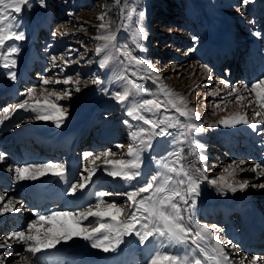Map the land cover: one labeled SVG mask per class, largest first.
<instances>
[{"label": "rangeland", "instance_id": "1", "mask_svg": "<svg viewBox=\"0 0 264 264\" xmlns=\"http://www.w3.org/2000/svg\"><path fill=\"white\" fill-rule=\"evenodd\" d=\"M128 2L131 4L132 0H128ZM158 2L159 0H138L137 12H143L144 19L142 22H139L138 17L134 16L133 20L142 23L147 33V38L141 42L143 45L142 49H137L131 43L130 30L122 27L126 23L121 16V8L124 7V0H119V4L116 0H45V6H41L39 0H32L31 8L24 10L18 17L20 22L19 30L25 33V39L16 42L19 47V52L17 54L18 58H15L16 62H18L14 67L15 69L13 68L11 71L16 72L22 54L31 49L33 43H31L32 37L29 32H32V23L41 22L43 17H47L49 21L51 20L52 30L44 32L43 29H40V31L38 29V37L35 38L34 45L38 58L31 63L28 69L29 76H33L34 79H32L33 81H27L24 87H20L16 96L8 95L7 93L1 96L0 111L5 107L11 109L16 103L21 102L26 98L25 94L32 88L37 89L36 95L39 96L40 89L45 87L42 84L45 78L52 81H62L68 77H72L73 80L78 77L81 81V90L79 92L75 91L76 85L74 83L64 85L53 82L46 86L50 91L62 92L68 89L71 93L69 98L56 101L58 105H62L66 109V120L64 123L68 124H63L60 129H64L69 123L78 122L80 114L83 113L84 108L87 107L90 100H104L105 95L101 88L103 87L108 69L117 70V74L125 70L127 62L118 53H114L116 59L107 68L101 69L98 65L101 57L96 55L95 48L98 44L103 43V41H98L94 37L108 31L116 32L118 42L121 44L127 43L135 56L151 62L161 77V81L157 83L153 82L155 77L137 80L138 83L143 84L144 88L152 93H157L159 91L157 84L163 83L173 92L184 96L188 101V107L195 109L198 113L200 119L197 123L203 125L204 131L196 134L194 139L204 142L203 150L207 153H205L207 160L199 168H207L206 175L208 179H215L224 174L223 169L229 164H234L235 166L240 161H244V164L240 165V168L237 169L235 179L241 182L247 180L249 185L264 183L263 178L259 174V169L256 172L250 170L256 165L254 162L256 159L252 160V165H245V161L248 158L245 157L248 154L253 156V152L249 153V151L252 148L253 150L255 148L258 149V143L255 144L253 138H245L247 141L249 139V142L252 143V147H249V151L246 152V146L248 144L244 141L245 134L242 132L240 134H233L231 141H229L226 139L227 136L225 137L226 128L219 124L221 118L234 113H247V118L250 123H257V117L254 118L253 111L254 109H259L255 107V97L254 94L250 93L249 89L252 83L264 77L258 75V78H254L255 81L252 77H248L247 83L249 89L243 88L242 85L246 83L244 82L247 80L246 73L252 61H255L257 58L258 66L264 62V0H252V2H249L243 7L242 0H168L169 6L165 8L160 7ZM173 4L175 5L172 6ZM158 8L159 11H165L163 13L159 12L160 16H157ZM225 13L229 14V16H226ZM101 16L104 17V21L98 19ZM102 23L106 25L105 28L100 27ZM217 32L221 35L230 36L231 39L235 40L236 45L240 46L239 54L241 55L239 56L238 66L232 64L233 62L225 61L222 56L223 54L219 57L215 49H212V36L219 35ZM257 33L260 35H257ZM221 35H219V38H222ZM242 41L244 42L242 43ZM239 42L240 44H238ZM30 44L31 46H29ZM53 56L57 58L55 62L56 66H53L51 59ZM61 57L63 59H60ZM244 60L245 62L243 63ZM122 61L123 63H121ZM263 66L264 64H262L261 68ZM127 68L128 70L125 74L129 75L132 79H136L130 75L131 71L137 70L135 66L129 65ZM6 71L9 70L0 68V74ZM140 72L141 75L146 77L149 75L143 72L142 69H140ZM3 74L0 75L1 81L8 79V75L6 78H3ZM95 79H100L103 83L95 84L93 83ZM221 81L227 82L230 88L224 89ZM232 87H238V94L244 96L246 99L237 101V94L228 95ZM209 91H218L219 95L209 96ZM143 98L149 97L138 96L133 99L138 101ZM52 99L55 100L54 97ZM249 100L253 101L251 107L247 106ZM216 105L220 107L217 108ZM16 111L23 113L20 114L18 119L14 120L13 124H8L9 122H7L6 127L3 126L4 124L0 125V153L5 155V160L0 162V169H4L9 173L7 188L0 187V195L5 197L4 201L0 202V207L4 203H7L8 200H11L15 208L19 209V211L0 215V244H12L11 247H0V260L4 264H21L22 257L25 256L30 261L35 262V258L24 251V245L8 239L10 233L25 229L28 223L36 219L30 213L38 211L24 195L21 184L25 181L17 180L15 169L25 166L21 164L20 153L26 152L29 156H40V153L33 151L28 142H20L17 144L16 134L23 128L33 126L34 124H40V127L43 125L47 129L55 127L51 121L36 120L34 114L31 112H25L22 109ZM166 115L176 116L178 114L174 110H170ZM261 117L260 120L264 119V116ZM180 119L181 121L184 120L183 117ZM82 120L80 119V121ZM124 121H129L130 124L139 126V122L131 120L126 115L124 107L118 104L115 99L108 100V107L99 112L96 121L88 124L86 129V143L83 147H80L81 150L78 154L81 162L79 161V167L71 177L69 185L79 181L81 173L85 176L87 175L84 172L86 167H93L90 164V158H84L83 153L85 152L99 154L103 151L110 150L115 154L110 159L128 158L126 155L127 149L132 141L129 137L130 129ZM17 124H19V127H17ZM210 125L211 127H209ZM259 126L262 128V123ZM48 131L45 133H48ZM177 131L178 129H169L171 135L157 137L153 140V149L143 154L142 175L137 181L133 182V186L137 183H143L157 172V165L153 159L155 158L153 151L154 146L161 139L170 144L167 154L178 147H182L184 162L188 166H191L193 163L195 164V162L197 163L196 160L198 159L193 155L187 143L183 145L172 143L173 137L177 135ZM107 133L108 136L105 137L104 135ZM261 133H264V130L261 129V132L257 133L260 141L264 139L260 135ZM102 138L107 140L97 143V140ZM262 142L264 143V140ZM117 145H123V147H117ZM15 147H17L19 152L15 151ZM63 148L54 155L46 156V162L59 163V159L66 157L68 154L66 151H63L65 147ZM259 149L255 150L256 154H258L256 157L258 158L264 156V149ZM97 165L99 169H104L102 160L98 161ZM240 169H243V171ZM103 176L102 181L108 179L110 182H105L102 186H98L99 188H96L92 195H90L91 200L79 204L76 210H85L90 204L95 203V194L99 191L113 193V195L106 199L110 202L114 201L121 207H127L126 197L120 194L130 190L129 185L118 178L113 179L109 177L105 171L103 172ZM210 187L207 181L201 183L197 203L207 205V207H218L216 202L217 198L213 193H210ZM245 190L248 196L252 197L255 202L253 205L255 209L253 210H260L259 214L264 223V189L250 186ZM63 200L65 199L59 198L57 201L47 203L45 206L49 208V212H52L53 208H57L58 205L64 202ZM211 208L209 207V209ZM219 210H222V208H219ZM13 214L21 215L23 218V220L22 218L20 219L21 227L16 230L12 229L13 218L5 220ZM217 214L213 216L211 221H203V224H207L216 235L218 234L217 236L220 238L225 250L229 253L230 258L236 260L237 258L241 259V257H259L261 260H257V264H261L264 261V249H259L258 254L254 252L249 253L247 252V244L243 242V246L241 247L233 239H228L229 241L227 243V236H223L217 231L219 228L226 229L227 226H230L235 233L241 236L244 233L242 215L236 213L230 216L222 212ZM255 215L257 214L255 213ZM225 219L228 221L227 226L223 224L225 222L227 223ZM2 222L5 225H1ZM90 222L94 224L95 220L92 218ZM85 223L87 224L89 221ZM245 225L247 227L246 222ZM4 227L7 233L2 232L1 229ZM259 238L264 240V235ZM229 243L236 245L238 254L242 253L243 256H235L234 254L237 251L228 247ZM256 247L258 249L259 245ZM253 248L254 246H252ZM143 260L144 257L139 252L136 261L142 263ZM238 262L235 261L236 264ZM245 264H249V261L245 260Z\"/></svg>", "mask_w": 264, "mask_h": 264}, {"label": "snow or ice", "instance_id": "2", "mask_svg": "<svg viewBox=\"0 0 264 264\" xmlns=\"http://www.w3.org/2000/svg\"><path fill=\"white\" fill-rule=\"evenodd\" d=\"M39 2L41 6H45V0H39ZM116 2L119 4V0ZM249 2L252 0H242V7ZM31 4L32 0H0V68L9 70L7 75L12 80L16 79V73L11 69L16 66L15 57L19 52L16 42L25 39V33L19 30L18 17L24 10L30 9ZM137 4L138 0H132L131 4L128 0H124L121 16L126 23L122 27L130 30V40L135 48L142 49L141 42L147 38V33L142 23L133 20L134 16L138 17L139 22L144 19V13L137 12ZM98 19L104 21L103 16ZM100 27L105 28L106 25L102 23ZM257 35L260 34L257 33ZM94 38L103 41L95 48L96 55L101 57L98 61L99 68L105 69L112 64L116 59L114 53H118L127 62L125 70L118 76L119 80L124 81L122 90L114 93V99L124 107L126 115L131 120L139 122V126L124 121L130 129L129 137L132 141L127 149V159H110L115 155L110 150L99 154L83 153L85 159L90 158V164L93 167H86L84 172L87 175L81 173L79 181L71 183L65 194L73 196L78 191H83L91 183L95 173L100 170L97 162L102 160L103 170L109 177L118 178L129 185L130 190L120 194L126 197L127 207H121L114 201L110 202L106 199L113 193L99 191L95 194V203L90 204L85 210L33 213L36 219L28 223L25 229L14 231L8 236L9 240L24 245V251L36 258L34 262L27 256L22 257L21 264H38L37 254L55 250L59 245L68 244L74 239L88 242L91 248L104 253H115L126 242V237H134L142 246L153 245L154 251L146 264H233L229 253L212 228L194 219L201 183L207 181L221 193L244 191L250 186L264 189V183L249 185L247 180L241 182L235 179L237 169L244 164V161H240L235 166L229 164L223 169L224 174L209 180L206 175L207 168H190L184 162L183 148L178 147L166 156L159 159L153 158L157 165V172L143 183L133 186V182L142 175L143 154L153 149L155 138L171 135L169 129H178L177 135L173 137V144L187 143L193 155L200 162H205L207 156L203 153L204 145L194 139L196 134L204 131V127L197 123L200 117L195 109L188 107V101L184 96L173 92L163 83H158L159 91L152 93L146 90L143 84L137 82V80L155 77L153 82L157 83L161 81V77L151 62L135 56L127 43H119L116 32L100 33ZM51 59L53 66H56L57 58L53 56ZM129 65L137 69L130 73L131 77L136 79L125 74ZM140 69L149 75L147 77L141 75ZM53 82L64 85L74 83L75 91L81 90V81L78 77L75 80L68 77L62 81L45 78L42 81L45 87L40 89L39 96L36 95L37 89L32 88L21 102L16 103L11 109L5 107L0 111V125L9 120L16 110L22 109L33 113L36 120L51 121L56 128H60L66 120V109L58 105L56 101L69 98L71 93L68 89L62 92L50 91L46 86ZM93 83L102 84L103 82L95 79ZM221 83L224 89L230 88L227 82L221 81ZM243 87L249 89L248 85ZM249 91L254 94L255 107L259 109H254V118L264 116V78L252 83ZM238 93L239 88L232 87L228 95L237 94V101L246 99ZM208 95L216 96L219 92L209 91ZM138 96L149 98L138 101L133 99ZM53 97L55 100L52 99ZM252 105L253 101L249 100L247 106ZM216 107L220 106L216 105ZM170 110H174L178 115H166ZM181 117L184 118L183 121ZM257 123H264V119ZM257 123H250L247 113H234L219 121V124L225 128L244 124L253 130L256 129ZM117 147H123V145H117ZM4 160L5 155L0 153V162ZM257 169L260 170V175H264V167L260 164H256L250 170L256 172ZM240 170L243 171V169ZM15 173L18 181H36L48 175L57 177L61 181L67 180V169L62 163L27 164L17 167ZM4 199L5 197L0 195V202ZM13 211H19V209L15 208L11 200L0 207V215ZM90 218L95 220L94 224L90 222ZM86 221L89 223L86 224ZM11 246L10 243L0 244V247ZM228 247L235 250L236 245L229 243ZM175 248H183L184 251L179 254L169 250ZM259 259V257H243L238 264H245V260H248L249 264H257ZM0 264H3L2 260ZM261 264H264V261Z\"/></svg>", "mask_w": 264, "mask_h": 264}, {"label": "bare ground", "instance_id": "3", "mask_svg": "<svg viewBox=\"0 0 264 264\" xmlns=\"http://www.w3.org/2000/svg\"><path fill=\"white\" fill-rule=\"evenodd\" d=\"M40 24L44 31H47V29L51 27L50 21L48 20L47 17H43L41 19V22L32 23V27H31L32 32H29V34L32 37L31 43H33L32 46L31 44L29 45L31 46V49L30 51H25V53L22 54L20 58V62L17 65V69L15 72L16 73L15 80L9 79V77L8 79L4 81H1L0 79V97L6 92H9L7 94L17 95L18 94L17 91L20 87L21 88L24 87V84L27 81L34 79L33 76H29L28 69L31 63H33V61L36 60V58H38V54H36L37 50L34 49V45H35V38L38 37L37 31L38 29H40ZM217 34L221 35L218 32ZM219 35L212 36L213 48L215 49V52H217L219 56L221 54H223L224 56L223 52L225 51L237 49L235 40L231 39L230 36L222 34L223 35V36L221 35L222 38H219ZM16 58H18L17 55H16ZM229 58L230 57H228V59ZM260 69L261 71L264 72V66ZM7 72L8 71L1 73V74L4 73L2 75L3 78L4 77L6 78ZM118 76L119 74H117V70L108 69L106 76H105L103 87L101 88L105 95V98L104 100H97V99L90 100V102L87 104V107L84 108L83 113L80 114L79 118L83 119L82 121L78 119V122L69 123V125L65 126L64 129H60L56 127H51L50 129H47L46 127L44 128V126L42 125V127L44 128V130H42L43 128L40 127L41 125L38 124V125H34L31 129H29L30 127H28L25 131L18 132L16 134V137H19L20 139L22 138L24 139L25 136H27L28 138L30 136L35 139V142H37V144L41 142H45L47 145H46V150L44 151L43 154L51 153L54 149H55V152H57V151H60L62 147L67 146L66 151L69 150V153L67 154L65 158H61L59 163H62L65 165L67 169V180H69V174L71 173V171L79 167L78 158H80V156L78 155L77 150L80 149L81 146H84L86 143V139L83 138L84 130L87 129L88 124L97 120L98 114L100 111L108 107V100L114 99V93L117 92L118 90H122L124 81L119 80ZM243 85H247V83ZM21 113L16 111L14 115H17L18 117H20ZM11 118L5 121L3 125L4 127H6L8 121L12 120ZM259 120H260V117H257V121ZM63 124H68V123H63ZM259 124L261 123H257V127L255 130H253L248 125H244V124L237 125L236 127L226 128L225 136H227V139L231 140L233 134H240L242 132L245 134L244 141L249 143V147H252V143L249 142V139L253 138L254 143L255 144L258 143L257 146H259L258 149L255 148V150H260L259 148L264 149V143L262 142L264 139L260 141L259 136H257V133L261 132V129L264 130V124L262 123V128L259 126ZM47 130H49L48 133H45L47 132ZM41 134H45V136H41ZM260 135H262L264 138V133H261ZM245 138H249L248 141ZM74 140H75V144H74V155H73L72 151L70 152V150L72 149L71 144H72V141ZM198 142H200L202 145L204 143L202 142V140L201 141L199 140ZM169 147H170L169 142L163 139L159 140V142H157L156 145L154 146V151H153L154 157L155 158L158 157L159 159L160 157L165 156L167 154ZM255 150H253L252 148L249 151V153L253 152L252 154L253 156H250L248 154L249 159L245 161L246 162L245 165L246 164L252 165L251 164L252 160L256 159V163L264 167V158H263L264 156L260 158L256 157L258 154H256ZM15 151H18L17 147ZM203 153L205 154L206 152L203 150ZM20 155H21V164H24V165L36 163V162L44 163L46 161L45 157L39 158V156L37 155L29 156V154H26L25 152L20 153ZM196 161L197 163L195 162V164L193 163L189 167L195 169V168H199L203 164V162H200L199 160H196ZM5 172H6L5 170H0V187H3V188H7V185H8V180L4 178ZM103 172L104 170L102 168L98 170L93 176L91 183L83 191H78L77 194L73 196L66 195L65 194L66 190H63L62 188V183L66 182L67 180L61 181L59 178L51 176V175L41 177L40 179L36 181H25L24 183L21 184V189L24 195H28V194H31L34 190L32 188V185H36V186L38 185L35 190L40 189L42 193H44L45 195L49 197L50 196L52 198L54 197L55 200L59 198L65 199L63 203L57 206V208H53V211H74L78 208L79 204H83L85 203V201L91 200L90 194L87 193L88 187L90 185L92 186L91 190H93V188L96 185L98 187L106 182V181H100L104 178ZM97 176H100V178L94 182V178ZM261 178H263L264 180V175H261ZM210 186L211 187L209 188V191L211 194L213 193L216 196L217 198L216 202H217L218 207H212L211 209H209L207 205H202L200 203L196 204L195 215H194L195 221L203 224V221H211L213 216L216 215L217 213L222 212L227 215H232L234 213L239 212L245 216L244 224L246 222L248 228L252 226L254 217L256 216L255 213L251 215L253 212H255V210H253L255 209L253 207L255 202L252 197L248 196L246 190L237 191L235 193H232V192L221 193L214 186L212 185ZM35 195H36V192H35ZM83 195H85V198H82ZM37 202L36 200L32 201L33 207L37 208L38 211L31 212L30 213L31 216H35L33 213H40V214L50 213L49 212L50 210L48 207L43 206L42 204L37 203ZM219 208H222V210H219ZM185 215L187 216V214ZM10 218L11 219L13 218V223H12L13 228L12 229L13 230L19 229L21 227L20 219L22 218V216L13 214L12 216H9L5 220H9ZM91 219L92 218H90V220ZM1 225H5L4 222H2ZM224 225H227V223L225 222ZM1 230L3 233H7L6 232L7 230H5V227ZM217 231L223 236H228L230 233H232V230L230 229V227H228L226 231L223 230L222 228L217 229ZM258 232H261V229H259ZM228 238H231L234 240L240 239L235 233L233 234V236L229 235ZM125 241L126 242L120 246L118 251L114 253L115 254L114 257L101 260V258H99L98 256L104 252L98 249L91 248L88 242H85L79 239H74L73 241H70L68 243L70 245V248L67 252L63 250L55 249L51 253V255H47V253L37 254L38 264H134L137 251H141L143 253L145 257V262L143 264H146L147 260L150 258V255L154 251L153 245L151 244L147 246L139 245V243L135 240L134 237H126ZM189 246L191 247V245ZM169 250L174 251L179 254H182L184 251L183 248H175V249H169ZM80 251H84L82 256H80L81 254H78ZM67 253H70V255ZM107 254H111V253H107ZM239 254L237 251V253H235L234 255L243 256L242 253H239ZM231 260L233 261V264H235L234 261L237 262L240 260V258H237L236 260L235 259H231ZM35 261H36V258H35Z\"/></svg>", "mask_w": 264, "mask_h": 264}, {"label": "trees", "instance_id": "4", "mask_svg": "<svg viewBox=\"0 0 264 264\" xmlns=\"http://www.w3.org/2000/svg\"><path fill=\"white\" fill-rule=\"evenodd\" d=\"M159 5H161V6H164V5H165V7H166V6H169L168 0H163V2H162V3H159ZM172 6H174V4H173ZM158 12H159V11H158ZM157 16H158V15H157Z\"/></svg>", "mask_w": 264, "mask_h": 264}]
</instances>
